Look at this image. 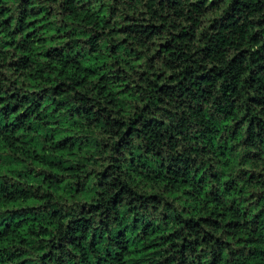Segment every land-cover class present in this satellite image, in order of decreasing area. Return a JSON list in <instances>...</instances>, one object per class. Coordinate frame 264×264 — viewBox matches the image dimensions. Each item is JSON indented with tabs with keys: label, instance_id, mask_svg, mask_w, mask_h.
<instances>
[{
	"label": "clouds",
	"instance_id": "clouds-1",
	"mask_svg": "<svg viewBox=\"0 0 264 264\" xmlns=\"http://www.w3.org/2000/svg\"><path fill=\"white\" fill-rule=\"evenodd\" d=\"M5 3L0 110L21 106L0 111V264H180L185 245V264H264L247 72L222 90L264 47V0H28L22 25Z\"/></svg>",
	"mask_w": 264,
	"mask_h": 264
},
{
	"label": "trees",
	"instance_id": "trees-1",
	"mask_svg": "<svg viewBox=\"0 0 264 264\" xmlns=\"http://www.w3.org/2000/svg\"><path fill=\"white\" fill-rule=\"evenodd\" d=\"M28 3V0H20L21 7L17 9L19 12V19H17V23L23 24V17L26 15V5ZM70 10V9H69ZM36 11V10H33ZM15 14L13 13V10L9 7L6 6L5 0H0V32L6 33L9 37H14L20 32V28H16L13 30H10L12 28V23L13 20L15 19ZM229 23H234V21H229ZM221 29L225 28L226 25L221 24ZM234 31L237 29H233ZM32 33H29V36H31ZM181 39L188 40L190 39L189 36L185 35H177L175 40L176 42L180 41ZM8 46H11L15 43L14 39H9L6 41ZM205 43L206 44H215V40H209L208 38H205ZM220 43H225L223 38L221 37ZM165 48L168 49L169 52L174 51V46L173 44H166L164 46ZM246 55V53L242 54ZM27 63V59L24 58L19 62V65L16 63H12L9 65V67H22L25 66ZM239 65L237 68L233 69V75L236 76V80L233 82L232 85L230 86H225L224 89H222L226 96H228L229 99H235L238 98L241 93L239 91L241 87V77L243 76L244 71L247 72V78L243 79V87L246 90H251L254 95H251L248 97L247 103H248V108L246 109L245 115L248 118V125H249V130H248V137L249 140L253 144H264V47L260 50L259 53L254 54L253 57L249 60L248 68L243 69L241 71H238ZM202 83L203 84H208V85H213L215 82L214 81H209V80H204L202 78ZM198 86H202V84H198L196 81L192 82V87L195 89ZM3 99V98H0ZM8 101H19V100H27V97H17L15 93H13L12 96L7 97ZM20 103H14L11 107H8V105L5 106L3 111L5 115H7L9 112H14L20 107ZM24 117H18V121H22ZM14 130V129H10ZM217 133L215 131L208 132L206 135L209 137H214ZM207 142V141H206ZM225 153L221 152L218 153V155L223 156ZM15 163V161H12ZM22 162V161H21ZM255 174H253L254 176ZM180 177L177 176L176 179H179ZM14 189H7L3 195L7 196L10 200H14L15 197L12 196V193L14 192ZM258 206H264V197H262L259 201ZM32 211V210H29ZM220 211V210H218ZM223 211H221V215H224ZM15 216V220L12 219V217H9L8 222L5 224V227L7 228L9 224L15 223L17 227L22 226L19 221L21 220V217L12 214ZM227 215H236L235 212L229 210ZM38 217H33L30 222L35 223L38 221ZM254 219L257 221L258 226L260 229H264V207H261V211L257 213L256 217ZM137 224H139V221H137ZM86 222L84 219H81L77 224L72 225V227H79L83 229L86 227ZM234 225H230V227H233ZM187 227L191 228L193 227L192 223H189ZM78 235L85 236L87 238L86 233L81 231L78 233ZM119 235V234H117ZM126 235V233H125ZM179 233L173 234V237H169L168 239H174L176 236H178ZM96 239H100L99 233L96 234ZM76 246H80L79 241H75ZM54 247H56L54 245ZM188 251V246L185 245L184 247L180 248L178 250V254L180 255V264H185V255ZM260 256L264 257V251L260 252ZM85 260L89 262L90 264V257L85 254ZM96 264H119V261L115 259V256L113 255L110 260L104 262L102 258L97 259ZM174 264V262H173ZM210 264H217V258H213ZM224 264H227V261L224 262Z\"/></svg>",
	"mask_w": 264,
	"mask_h": 264
}]
</instances>
